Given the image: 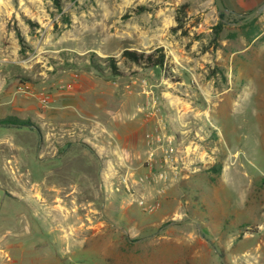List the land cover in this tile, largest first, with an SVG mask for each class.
<instances>
[{
  "label": "rangeland",
  "instance_id": "obj_1",
  "mask_svg": "<svg viewBox=\"0 0 264 264\" xmlns=\"http://www.w3.org/2000/svg\"><path fill=\"white\" fill-rule=\"evenodd\" d=\"M263 3L0 0V264H264Z\"/></svg>",
  "mask_w": 264,
  "mask_h": 264
},
{
  "label": "trees",
  "instance_id": "obj_2",
  "mask_svg": "<svg viewBox=\"0 0 264 264\" xmlns=\"http://www.w3.org/2000/svg\"><path fill=\"white\" fill-rule=\"evenodd\" d=\"M55 1H56V5L60 7L59 5L60 0H55ZM224 14H225L224 12L220 14V21L217 24L218 29H221L224 24L223 21ZM121 55L129 61L135 62L145 67H152L156 65L163 66L166 62V54L165 52H163V49L161 47H157L149 52L134 48H126L122 51ZM109 60L113 73H119L120 70L116 64L114 57L112 56L109 57ZM0 125H7V126L11 125L15 127H29V126L31 127L33 124L28 119L17 117L15 115H8L0 118Z\"/></svg>",
  "mask_w": 264,
  "mask_h": 264
},
{
  "label": "water",
  "instance_id": "obj_3",
  "mask_svg": "<svg viewBox=\"0 0 264 264\" xmlns=\"http://www.w3.org/2000/svg\"><path fill=\"white\" fill-rule=\"evenodd\" d=\"M215 3L218 7V13L221 14L222 12H226L228 11L227 6L225 5L223 0H215ZM264 10V3L261 4L260 6L254 8L253 10L247 12V13H241L240 15V19L236 22L237 24H240L242 21L248 20L252 17H254L255 15L261 13Z\"/></svg>",
  "mask_w": 264,
  "mask_h": 264
},
{
  "label": "built area",
  "instance_id": "obj_4",
  "mask_svg": "<svg viewBox=\"0 0 264 264\" xmlns=\"http://www.w3.org/2000/svg\"><path fill=\"white\" fill-rule=\"evenodd\" d=\"M148 137H150V136H148ZM147 142L149 143V141H147ZM150 156H153V152L150 153Z\"/></svg>",
  "mask_w": 264,
  "mask_h": 264
},
{
  "label": "crops",
  "instance_id": "obj_5",
  "mask_svg": "<svg viewBox=\"0 0 264 264\" xmlns=\"http://www.w3.org/2000/svg\"><path fill=\"white\" fill-rule=\"evenodd\" d=\"M224 1V3L226 2V0H223ZM232 1H234V0H232ZM235 1H238V0H235ZM254 2H256V1H254Z\"/></svg>",
  "mask_w": 264,
  "mask_h": 264
}]
</instances>
